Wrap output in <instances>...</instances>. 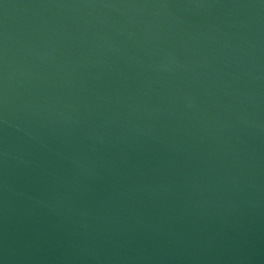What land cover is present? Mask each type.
<instances>
[{"label": "water", "instance_id": "95a60500", "mask_svg": "<svg viewBox=\"0 0 264 264\" xmlns=\"http://www.w3.org/2000/svg\"><path fill=\"white\" fill-rule=\"evenodd\" d=\"M0 264H264V0H0Z\"/></svg>", "mask_w": 264, "mask_h": 264}]
</instances>
